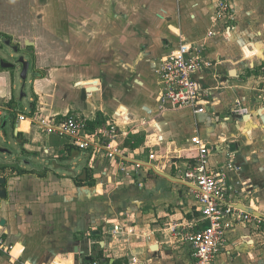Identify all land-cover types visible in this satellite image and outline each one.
<instances>
[{"label":"crops","instance_id":"1","mask_svg":"<svg viewBox=\"0 0 264 264\" xmlns=\"http://www.w3.org/2000/svg\"><path fill=\"white\" fill-rule=\"evenodd\" d=\"M39 1L41 25L21 30L16 44L34 73L29 111H20L10 73L0 68L1 132L7 142L12 127L20 152L0 156L8 193L0 236L13 247L0 264H128L133 255L144 264H187L190 248L172 230L200 219L197 189L182 180L195 136L227 142L237 166L228 172L229 199L258 219L234 225L215 264H264V0H234L225 24L214 23L216 0ZM9 34L0 27L1 49ZM181 44L204 45L213 64L197 76L213 89L204 114L160 109L155 67ZM236 102L243 116L233 113ZM122 106L128 120L117 116ZM69 114L123 119L122 143L130 164H141L139 177L118 178V162L90 169L81 150L60 158L67 138L38 120ZM129 132L142 138L138 149L126 145ZM226 150L210 158L211 169L228 162ZM78 155L84 165L76 171ZM85 168L92 186L77 185Z\"/></svg>","mask_w":264,"mask_h":264},{"label":"built area","instance_id":"2","mask_svg":"<svg viewBox=\"0 0 264 264\" xmlns=\"http://www.w3.org/2000/svg\"><path fill=\"white\" fill-rule=\"evenodd\" d=\"M234 0H216L214 23L224 24L231 20ZM209 31V36H214ZM212 62L206 57L204 45L181 44L169 56L156 64L155 73L160 81L158 98L161 110H190L194 114L206 113L210 104L213 89L203 87L197 80L198 74L212 67ZM232 111L243 116L245 109L236 102ZM57 118V117H56ZM38 120V118H36ZM51 133L65 136L69 143L86 152L89 156V168L96 169L108 162H118L120 174L118 178L129 181L139 177L141 164H130L128 150L122 143L127 132L122 131L127 123L117 118L104 123L101 127L92 129L87 118L82 115L69 114L64 118L41 121ZM212 144L195 136L191 139L196 156L192 164L182 172V180L196 187V198L200 219L186 230H172L180 242L189 246L190 259L187 264H215L228 242V233L238 223H253L257 220L253 215L240 209L229 199L232 187L228 172L237 171L235 153L230 151L226 141ZM221 145H223L221 147ZM226 150L228 162L221 168L211 169L210 158L218 149ZM154 159L151 156V160ZM119 230V227L116 228ZM13 250L0 236V253L9 254ZM128 264H144L133 255Z\"/></svg>","mask_w":264,"mask_h":264},{"label":"rangeland","instance_id":"3","mask_svg":"<svg viewBox=\"0 0 264 264\" xmlns=\"http://www.w3.org/2000/svg\"><path fill=\"white\" fill-rule=\"evenodd\" d=\"M40 2L41 1L39 0H0V27H2L4 31H8V33L11 34L5 36L4 41L10 39L12 40L13 44H18L17 43L19 40L18 33L21 30L23 29L35 30L37 25H41L40 14L43 13V9L39 7ZM19 25L21 26V29H18ZM40 32L41 31H38L37 34H39ZM24 34L26 33H22L20 35L23 36ZM3 48L4 51L3 49L0 48L1 58L6 59L7 61H12L11 56L14 55L15 53L9 49L7 43L5 42L3 43ZM55 50L58 51V49ZM26 94H27V98H25ZM32 95H33L32 86L28 84L27 88L22 92V90L20 89V85L19 84L17 85L15 98L18 99L17 102L20 111H23L25 107H27L28 111L30 110L28 99L32 97ZM22 98H25L24 102H20ZM0 143L3 146V148L9 151H13L14 156L20 155L19 148L15 145L14 135L12 132V127L10 125L7 131V142H4L3 139H0ZM78 157H80L81 163H79L78 167L76 168V171H79L81 167L84 165L83 156L78 155ZM34 160L37 165H40V163H38L36 158ZM72 160L65 159L63 160V163L69 168H72L74 166ZM106 163H108V161H105V164ZM53 164L54 161L52 158L46 160L47 166H51ZM64 172H68V171L64 170Z\"/></svg>","mask_w":264,"mask_h":264},{"label":"water","instance_id":"4","mask_svg":"<svg viewBox=\"0 0 264 264\" xmlns=\"http://www.w3.org/2000/svg\"><path fill=\"white\" fill-rule=\"evenodd\" d=\"M7 45L10 50H12L15 54L11 56L12 63H6L4 59L1 58L0 56V68L7 70L10 73V79L11 82L16 86L19 84L20 89L22 92L27 88L28 84L32 86L33 84V78H34V73L31 67V63L28 61L27 56L22 52V49L19 47H14L11 48V41L7 42ZM27 46H33V44L28 43ZM4 51V49H3ZM79 85H83L82 83ZM23 95V93H22ZM125 111L127 112V109L122 106L119 108L117 112L118 117H122L125 120H128V115L125 116ZM3 128L0 127V139H3L4 133L2 134ZM4 141V139H3ZM6 154L9 156H13V151H9L5 148L2 147L0 143V155ZM7 180L5 178H0V200L1 199H6L8 196L7 189L3 188L6 185Z\"/></svg>","mask_w":264,"mask_h":264},{"label":"trees","instance_id":"5","mask_svg":"<svg viewBox=\"0 0 264 264\" xmlns=\"http://www.w3.org/2000/svg\"><path fill=\"white\" fill-rule=\"evenodd\" d=\"M98 124H103L102 121H96V122H89V125L92 129H96ZM129 138L126 141V145L130 146L133 149H138L140 146V143L142 142V138L138 135H134L132 132H129ZM62 144L60 145V158H66L65 153L68 152V157L72 154L73 151H78L79 149L72 146L69 143V140H62ZM83 173L85 174V177L83 179L77 178V185L83 186V185H89L92 186L91 182L93 181L92 171L88 168H85ZM23 174V173H22Z\"/></svg>","mask_w":264,"mask_h":264},{"label":"flooded vegetation","instance_id":"6","mask_svg":"<svg viewBox=\"0 0 264 264\" xmlns=\"http://www.w3.org/2000/svg\"><path fill=\"white\" fill-rule=\"evenodd\" d=\"M8 41H11V46H10L11 48L19 47L18 45L13 44L12 40H10V39H9V40H5L4 42L7 43ZM4 42H3V43H4ZM19 48H20V47H19ZM20 49H21V48H20ZM22 52H23V51H22ZM23 53H24V52H23ZM24 54L26 55V53H24ZM26 56H27V55H26ZM27 58H28V57H27ZM2 59H3V58H2ZM4 61H5L6 63H12V61H7L6 59H4Z\"/></svg>","mask_w":264,"mask_h":264},{"label":"bare ground","instance_id":"7","mask_svg":"<svg viewBox=\"0 0 264 264\" xmlns=\"http://www.w3.org/2000/svg\"><path fill=\"white\" fill-rule=\"evenodd\" d=\"M124 114H125V116H127V112H126V111H125V113H124Z\"/></svg>","mask_w":264,"mask_h":264}]
</instances>
